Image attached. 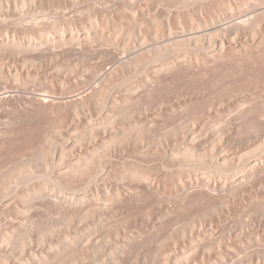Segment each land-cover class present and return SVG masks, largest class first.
Wrapping results in <instances>:
<instances>
[{
	"label": "bare ground",
	"instance_id": "obj_1",
	"mask_svg": "<svg viewBox=\"0 0 264 264\" xmlns=\"http://www.w3.org/2000/svg\"><path fill=\"white\" fill-rule=\"evenodd\" d=\"M1 1L0 21L10 17L14 27L10 38L0 34V167L9 165L6 175L0 170L3 195L46 199V208L48 202L57 210L67 207L72 220L86 207L81 216L99 211L103 194L105 205L115 206L112 212L105 207L118 230L127 218L140 222L133 236L125 239L130 233L125 234L122 244L120 239L122 247L108 251L111 264H124L126 254L132 256L126 264L144 258L135 242L146 234H162L165 252L168 244L179 248L171 252L172 264H228L239 252L243 256L232 264H264V0H12L9 8L4 0L6 10ZM83 16L95 30L74 35L69 27L83 22ZM110 26L112 33L106 32ZM55 27H67V35L42 38ZM35 32L42 35L39 40L24 37ZM135 32L139 36L133 42ZM87 57L96 60L91 67L96 85L74 81L59 89L46 77L50 81L43 80L37 93L30 90L29 83L66 69L63 64L71 58ZM137 67L145 75L141 88L125 83V74ZM70 121L81 126L78 132L70 130L78 137L57 158L50 143ZM160 122L171 125L162 129ZM56 158L69 160L59 166L65 165L71 178L89 175L88 166L94 161L95 168L96 161L102 178L109 175L115 182L100 174L102 181L72 198L63 193L62 183L69 177ZM57 167L58 175L66 173L60 179H66L60 182L63 190L57 186L60 177L56 186L52 180V185L34 182L40 169ZM12 202L7 203L14 206ZM12 206L17 213L19 207ZM153 217L160 220L151 223ZM229 223L237 231L226 228ZM8 230L0 227L1 235L8 236ZM182 234L189 235L180 238ZM24 235L18 247L32 248L29 231ZM70 238L64 237L61 248L49 243L50 248L34 253L31 264H77L90 254L78 238ZM250 246L256 249L247 251ZM0 253L11 257L14 251ZM162 254L158 249L154 257L147 256L155 258L153 264H164ZM7 260L0 264H9Z\"/></svg>",
	"mask_w": 264,
	"mask_h": 264
},
{
	"label": "rangeland",
	"instance_id": "obj_2",
	"mask_svg": "<svg viewBox=\"0 0 264 264\" xmlns=\"http://www.w3.org/2000/svg\"><path fill=\"white\" fill-rule=\"evenodd\" d=\"M2 3H1V5L2 6H4V10H6L5 9V7L6 8H9V7H11L12 6V0H10V2L8 1V2H6V0H5V3L7 4L6 6H5V3H4V0H2L1 1ZM84 18L83 19H88L87 17H85V16H83ZM83 21V22H81L80 24H78V23H74V24H77V25H71V26H73V27H69V29H71L70 31L72 32V29H73V32L72 33H74V35H76V34H80L79 36H82V35H84V33H88V32H93V30H95V27H94V23L92 24V23H90V21L88 20H86V21ZM3 22V23H2ZM83 24V25H82ZM70 26V25H69ZM94 27V29L92 28V27ZM124 26V25H123ZM13 26H12V20H10V17L9 18H7V17H5V19H3V21H0V34H1V36H3L4 38H6V36H7V38H10L11 37V35H10V32H11V34H13V32L12 31H14L13 29H14V27L12 28ZM82 27H84V28H82ZM89 27H91V28H89ZM125 28H126V26H124ZM62 28H63V26H62ZM89 28V29H88ZM108 28V29H107ZM106 28V32H109V33H112L113 31V29L111 28V26L110 27H107ZM69 29H67V27H66V29L64 28V29H61V28H53V29H50L49 30V32L47 33V34H45L43 37H42V35H38V33L36 34V32H35V34L33 33L32 35H29V37L28 36H24L23 35V33H20L21 35H23L25 38H28V39H36V40H39V38L40 37H42V38H44V39H57L59 36H65V35H67V31H64V30H69ZM63 30V31H62ZM7 32V33H6ZM66 32V33H65ZM82 32H84V33H82ZM137 32V31H136ZM135 32V34H134V37H133V42L134 41H136V40H138V33H136ZM2 33H4V35L2 34ZM5 34H7V35H5ZM137 34V35H136ZM20 35V37H18L19 36V34L17 35V37H18V39H20V38H22L23 36H21ZM0 36V37H1ZM78 36V35H77ZM3 38V39H4ZM136 47H138L139 48V45L137 44V46ZM138 48H136V49H138ZM127 54V53H126ZM122 55H123V52H122ZM96 63V60L94 59V58H84V59H78V58H71L70 60H68V61H66V63H64L63 65L64 66H66L67 68L66 69H64V70H61V71H57V72H53V73H48V74H44V78L42 77H39V78H41V79H39L38 81H37V79L35 80L34 78V80L35 81H37V82H31V83H29L28 84V86H30L29 88H30V90H31V88L32 89H34V90H32V91H34L35 93H37V89L36 88H38V87H40L39 86V84H41L42 83V81L45 83V79H46V77H47V79L48 78H52L51 79V81H53L52 83H54L56 86L57 85H59V89L60 88H62L63 86L64 87H66L67 85H69V84H71V82H74V81H85V82H87V85H86V87L88 86V84H92V85H96L95 83L97 82V80L94 78V76H93V78H92V75H94L92 72H93V68H94V64ZM93 65V66H92ZM108 65H106V67H107ZM91 67H93V68H91ZM139 67H141V65L139 66ZM139 67H137V70H135L136 72H137V74H136V72H134L133 70L132 71H130L128 74L126 73L125 74V76L127 77H129V78H126L125 76V78H126V82L125 83H131V84H134L135 83V85L134 86H137L136 88H141V85L139 84V83H141V84H143V79H144V77H145V75L144 74H142V73H139V72H141V68H139ZM103 71V70H102ZM101 71V72H102ZM100 72V73H101ZM134 72V73H133ZM133 73V74H132ZM98 74V73H97ZM129 74H131V75H133V76H129ZM141 74H142V76H141ZM144 75V76H143ZM123 77V78H124ZM143 77V78H142ZM50 79L49 80H47V81H50ZM141 79H142V81H141ZM34 80H32V81H34ZM88 80V81H87ZM139 82H138V81ZM46 81V82H47ZM90 81V82H89ZM96 81V82H95ZM38 82H40V83H38ZM134 82V83H133ZM43 84V83H42ZM42 88V87H41ZM40 89V88H39ZM46 89V88H45ZM40 93L42 92V91H44V90H42V91H40V90H38ZM45 93V92H44ZM49 93V92H48ZM75 93H77V91L76 92H71V93H66V94H63V95H61V94H56L57 96H65V95H71V94H75ZM166 123H169V122H166ZM166 123H164V124H166ZM75 124L76 123H72L71 121L67 124L68 125V128H70V129H68L67 127H65L64 129H63V131H62V133L61 134H63V136L61 135V134H59V136L57 135V137L58 138H55L56 137V135H54L55 137H53V141H54V143L51 141V145H50V150L52 149L53 151H51L52 153H54V155H55V157H57L58 158V156L57 155H59V153H60V151L63 149V148H67V147H69V145H70V143H71V146H72V144H73V141H75L74 139V137H78L77 136V133L75 134L74 132L72 133L70 130L72 129V131L75 129V127L76 128H78V129H76V132H78L77 130H80V128H81V126H78L77 127V125L75 126ZM159 124H160V126H159ZM158 124V126L159 127H161V125H163L162 127H165V128H162V129H168L169 127L168 126H170L169 124H167V126L165 125L164 126V124H161V122ZM74 125V126H73ZM71 127H74V128H71ZM168 127V128H167ZM64 130L66 131V133H67V131H68V135L64 132ZM70 131V132H69ZM75 131V130H74ZM104 131H106V132H109L110 131V129H105ZM105 134H107V133H105ZM65 135V136H64ZM70 135V136H69ZM76 135V136H75ZM78 135H79V133H78ZM109 135V134H108ZM61 136H62V138H61ZM66 137V138H65ZM50 138H51V136H50ZM67 138H68V140H67ZM52 139V138H51ZM57 140H58V142H57ZM57 142V145L55 146V144H56V142ZM68 141H69V143H68ZM89 142H90V140H89ZM52 143H53V145H52ZM66 143H68V144H66ZM75 143V142H74ZM84 143H85V145H88L89 143H87V141H84ZM93 143V142H92ZM68 145V146H67ZM91 145H93V144H91ZM53 146H55V147H53ZM65 148V149H66ZM58 149H59V151H58ZM55 151H57V152H55ZM63 151V150H62ZM66 151V150H65ZM100 151H101V149H100ZM57 153V154H56ZM56 158V159H57ZM65 159V158H64ZM103 159H101L100 161H102ZM55 161H57V163H58V167H61L60 168V170L61 171H64V172H66L68 169H66L67 167L65 166V165H67L68 164V161L69 160H67V162L64 160H62V158H61V161L63 162L62 164H65V165H62V166H59L60 165V163H61V161H60V159H57V160H55ZM98 161V160H97ZM100 161H98L99 163H100ZM65 162V163H64ZM103 162V161H102ZM101 162V163H102ZM94 161L92 162V164L90 163L89 164V166H88V170H90V174L88 175V173L87 174H85V175H83V176H80V177H82V179L79 177V175L78 174H76L75 175V177H73V178H71V175H74V174H70V172H66L65 174H66V176H65V174H63L62 172L61 173H59V175H58V167L57 168H55L56 169V171H55V169H54V171L56 172H54L53 170L51 171V168L49 169V172H48V169H47V171L45 170V169H43V170H45L44 172H43V170H41L40 169V173H39V178L37 179V180H34V182L36 183V182H38L39 184L41 183H44L46 180H48L47 182H45V184L46 183H48V184H51V180H52V184L54 185V184H57L58 183V180H59V184L57 185V186H59L58 187V190L59 191H61V190H63L62 188L64 187V185H65V189L63 190V193L64 194H66V195H70V197H72V198H78L79 196H80V194L81 195H83V193H85V192H88L89 191V188L90 189H92L93 188V185H94V183H97V182H99L101 179L100 178H102V172H100L99 171V167L97 168L96 167V161H95V168L93 167L94 166ZM5 165V164H4ZM4 165H2V166H4ZM97 165H98V163H97ZM9 166V165H8ZM7 165H5V167H0V170H2V173L3 172H5V173H3L4 175H6V171H8V170H6V168L8 169L9 167H8ZM98 166H100V165H98ZM94 169H93V168ZM4 168V169H3ZM39 168V167H38ZM91 168V169H90ZM37 170H39V169H37ZM93 170V171H92ZM46 172H47V174H46ZM91 172H92V174H91ZM94 172V173H93ZM52 174V175H51ZM56 174H57V176H56ZM68 174H69V176H68ZM101 174V175H100ZM62 175V176H61ZM78 175V177H77V179H75L76 178V176ZM87 175L88 176H90V177H88L87 178ZM98 175H100V178L98 177ZM55 176V177H54ZM63 176H65V177H69V179H64V180H61L60 181V179L61 178H63ZM84 176H86L85 178H87V179H89V181H87V179H85V178H83ZM4 177V176H3ZM58 177H60L59 179H58ZM64 177V178H65ZM104 177V176H103ZM108 177H111V176H107V178L105 177V178H102V180H109L110 181V178H108ZM58 180H57V179ZM70 178H71V180L73 179V182L71 181V182H69L70 181ZM49 179H50V181H49ZM81 179V181H79ZM55 180H56V183H54L55 182ZM66 180V181H65ZM101 180V181H102ZM111 180L112 181H114L115 182V180L111 177ZM63 181H65L66 183H67V181H68V183L69 184H67L66 185V183L64 182V183H62V185H63V187L61 186V183L60 182H63ZM50 182V183H49ZM85 182V183H84ZM84 183V184H83ZM48 184H46V185H48ZM51 184V185H52ZM71 185V186H70ZM54 186H56V185H54ZM60 186L62 187L61 189H60ZM57 188V187H56ZM1 192V191H0ZM3 192H5V191H2L1 193H0V195L2 196L3 195ZM7 193H4V195H6ZM3 195V196H4ZM9 195V196H8ZM68 195V196H69ZM78 195V196H77ZM0 196V197H1ZM3 196L0 198V202L2 203V204H0V208H2V210L5 212L6 210H8V208L10 209V211H6V213H4V212H2V210H0V227H4V228H6V229H9L8 230V232H7V234H8V236L7 235H1V233H0V243H1V245H0V249L2 250V251H14V253L12 254V255H10L11 257H9L8 256V253H6V254H3V253H0V261H2V259L4 260H6V259H9V264H12V263H14V264H31V258L33 257V256H36L35 254H39L38 252H41V251H43V249L45 248V246L47 247L46 248V250L48 249V248H50V245L51 244H53L52 245V248L55 246L56 248H61L60 246H62L61 245V242L62 241H64L63 239H64V237H71L70 238V240L72 241V242H74V238H72V237H76V238H78L79 239V241H80V244H81V246L82 247H84V248H86L87 249V251H86V254L89 252L90 254L89 255H86L85 256V258L84 259H79V260H77V261H79V262H77V264H95L97 261H98V263L99 264H101L103 261H104V263H106V264H109L110 262H111V257L109 258V256L108 255H110V254H108V251L109 250H113V246L114 245H117L116 247H118L119 245V247H122V243H123V241H125V239H129V237H131V231L133 232L134 230H135V232H133V235L136 233V229L138 230V228H140L139 226H140V222H139V219H135L134 217H132V218H127V220H124L123 222H122V226L121 227H123L122 229L120 228L119 230H121L120 232H117V231H119L115 226H114V221H113V219L111 220V218H110V216H109V214L112 212V209H114L115 208V206H114V208H112L111 207V204L109 203V205H105L106 203L108 204V202H107V200L105 199V197L103 196V194H102V201H100L99 199H98V201L99 202H101V204L103 205H101L98 201V203H99V205H101V206H98V208H97V210L99 209V208H101L99 211H96V213L94 214V212H93V214L94 215H96V216H94V215H90L89 213L90 212H88L87 214H85L84 216H86V217H84V216H81L80 214H84V212H85V210H87V208L88 207H86V209H84L82 212H78V213H74V216L76 215L77 217H74V219H73V217L71 218L72 220H70L69 218H68V216L66 215V214H68V210H66L67 209V207H63L62 209H59L58 208V210H57V208L56 207H53V208H51L50 207V202H48V200H47V202L49 203L48 204V206H49V208H46L45 207V205H43L44 203H45V201H46V199L45 200H43V201H41L40 200V197H38V198H36V199H34L33 197H26V198H24V199H14V198H16L15 196L14 197H12V195L11 194H7V196H5L4 198L5 199H2L3 198ZM11 196V197H10ZM34 197H36V196H34ZM103 197H104V199H103ZM12 198L14 199V201L12 200ZM10 200H11V202H12V204L14 203V202H16V204L14 205V206H12V205H10L11 204V202H10ZM20 200H23V203L22 202H18V201H20ZM24 200H25V202H24ZM9 201V203L10 204H8L7 202ZM40 201L42 202V203H40ZM44 202V203H43ZM106 202V203H105ZM7 203V204H6ZM5 204V205H4ZM36 204H37V206L39 207V206H41L40 208L41 209H39V210H37L36 209ZM42 204V205H41ZM45 204H47V203H45ZM172 204V203H171ZM170 204V206H172ZM7 205V206H6ZM16 205L19 207V211L16 213L15 212V214H14V212H13V210L11 209V206H12V208H14L15 207V209L17 208L16 207ZM96 205H98V204H96ZM134 206L135 204H131V206ZM3 206V207H2ZM7 208H6V207ZM10 206V207H9ZM52 206V205H51ZM87 206H89V204L87 205ZM108 208H106V207ZM132 206V207H133ZM37 207V208H38ZM103 207H104V209L106 210H109V208L111 209L110 211H105L104 209H103ZM132 207H129V209L131 208L132 209V211L133 210H135V209H137V208H135L136 207V205H135V207L134 208H132ZM6 209V210H5ZM18 209V208H17ZM63 209H65V211L67 212H65ZM12 210V211H11ZM22 211V212H21ZM2 212V213H1ZM42 212V213H41ZM102 212H103V214H102ZM7 213H8V215H7ZM12 214V215H11ZM35 214H37V216L35 215ZM79 214V215H78ZM108 214V215H107ZM4 215V216H3ZM31 215H34L35 216V218L33 217V216H31ZM101 216V217H99L98 218V216ZM104 215H106V217L107 216H109V218H110V221H108L109 220V218L107 217H105ZM66 216H67V218H66ZM82 218H81V217ZM93 216V217H92ZM104 218H103V217ZM30 217H31V219H30ZM96 217V218H95ZM33 218V219H32ZM102 219H103V222H101L102 221ZM106 219H108L107 221H106ZM131 219H133L135 222L137 221V223H135V222H133V221H130ZM150 219V218H149ZM156 220H160V219H156V218H151L149 221H151V223H155V221ZM15 223H14V222ZM129 221H130V223H129ZM13 222V223H12ZM125 222H127V223H125ZM133 222V223H132ZM2 223V224H1ZM14 224V225H12V224ZM123 223H125L126 225H128V227H126L125 226V224H123ZM134 223H135V225H134ZM177 224H175V226L173 227V228H175L176 227V225H179V222H176ZM10 224L12 225V226H10ZM66 224H68L67 226H65ZM137 224H139L137 227H136V225ZM231 224V226H229ZM113 225V226H112ZM174 225V224H173ZM229 227L227 226L226 228H230V229H232L233 227V229L234 230H231V232L232 231H237V230H235V228L237 227L238 228V226L234 223H229ZM69 226V227H68ZM102 226H106V227H109V229L108 228H106V227H102ZM141 226L142 227H144V228H142V230H144L145 229V225L144 224H142L141 223ZM13 227V228H12ZM32 228V229H31ZM105 228V229H104ZM125 228V230H123ZM177 228V227H176ZM178 228H179V226H178ZM226 228H225V231L227 232V231H230L229 229H227L226 230ZM236 228V229H237ZM110 229H111V231H110ZM129 229V230H128ZM29 231V235H30V238H29V240H30V242L33 244V247L32 248H29V245H25V247L24 248H20V247H18L19 245H20V242H21V240L22 239H26V237L28 236V234H26L27 236L25 237V233H27V231ZM109 230V231H108ZM114 230H116V231H114ZM26 231V232H25ZM25 232V233H24ZM33 232V233H32ZM68 232V233H67ZM107 232L110 234H107ZM142 233H143V231H141ZM144 232H147V231H144ZM76 233H77V235H76ZM128 233V235H129V233H130V235L129 236H125V234H127ZM148 233V232H147ZM187 233V232H186ZM189 233V232H188ZM62 234H63V236H62ZM64 234H67V235H65L64 236ZM70 236H69V235ZM107 236H106V235ZM114 234V235H113ZM72 235V236H71ZM73 235H76V236H73ZM120 235V236H119ZM132 235V236H133ZM144 236H145V233L143 234ZM147 235H150L149 237H147ZM154 234H146V236L145 237H143L142 238V235H141V237H140V240L139 241H136L135 242V244L136 243H139L140 245H138L137 244V246L139 247L138 249L139 250H141V252L142 253H145L146 255L144 256V258H138L139 260H136L134 263H138V264H153V259H155V258H152L151 257V259L149 258L151 255L154 257L155 255H153V254H155V251H157L158 249L160 250V251H162V255H164L167 259H168V261L169 262H167V260H166V258L164 257V256H162L161 255V259H163V262H164V264H169L170 262H171V258H172V256H174L175 254H173L172 255V253L173 252H177V251H179V248H172L173 246H175V245H173V244H171V245H167L166 247H164L165 249H166V252L167 251H169L170 253H166L165 252V250L163 249V250H161L160 248V245H162L163 244V242L165 241V239H163V238H161L162 237V234H158L157 235V237L154 235ZM187 235H189V234H185L184 236H185V238H187ZM4 236V238H7V240H8V242L6 243H2V241L4 240V238H3V240L1 239L2 237ZM7 236V237H6ZM38 236H40V238L38 237ZM123 236H125L126 238L124 239V237ZM159 236V237H158ZM183 236V234L181 235V236H179L180 238L181 237H184ZM37 237L39 238V240L37 239ZM60 237H61V240H60ZM118 237V238H117ZM121 237V238H120ZM128 237V238H127ZM10 238H11V241H10ZM57 238V239H56ZM166 238H167V236H166ZM51 239H53V240H51ZM118 239V240H117ZM120 239H121V244L119 243L120 242ZM123 239V240H122ZM156 239H158L157 241H156ZM182 239H184V238H182ZM58 240H60V242L58 241ZM116 240H117V242H116ZM162 240H163V242H162ZM185 240H188V239H185ZM202 240H206V241H209V240H207V239H202ZM10 241V242H9ZM14 241H16V242H14ZM19 241V242H18ZM159 241V242H158ZM206 241H202L203 243L202 244H204V245H206ZM212 241V240H211ZM158 242V243H157ZM162 242V243H161ZM49 243H51V244H49ZM119 243V244H118ZM4 244H6V245H4ZM10 244V245H9ZM16 244V245H15ZM18 244V245H17ZM48 244V245H47ZM10 246V248H9V246ZM12 245V246H11ZM178 245V244H177ZM207 245H208V242H207ZM4 246H6V247H4ZM15 246V247H14ZM172 246V247H171ZM178 246H180V245H178ZM35 247V248H34ZM37 247V248H36ZM39 247V248H38ZM115 247V246H114ZM115 247V248H116ZM155 247L157 248V250H155ZM168 247H170V249H171V251H170V249L168 248ZM89 248V249H88ZM90 248H92L91 250H90ZM151 248L153 249V251H154V253L153 254H151L153 251L151 250ZM38 249V250H37ZM41 249V250H40ZM137 249V248H136ZM169 249V250H168ZM175 249H177V250H175ZM181 249V248H180ZM206 249V248H205ZM208 249V248H207ZM206 249V250H207ZM247 249H249V250H247V251H252L253 249H256V248H253V246L251 247L250 246V248H247ZM252 249V250H251ZM20 250V251H19ZM45 250V249H44ZM210 250V249H209ZM38 251V252H37ZM92 251H94V254H93V252ZM152 251V252H151ZM31 252V253H30ZM37 252V253H36ZM104 252V253H103ZM110 252V251H109ZM149 252H150V256H149ZM172 252V253H171ZM35 253V254H34ZM94 255V258H92V254ZM32 254V255H31ZM101 254H103V255H101ZM108 254V255H107ZM237 255H234V257L238 260L240 257H242L243 255H241V254H243V253H236ZM149 257H148V256ZM1 256H3V257H1ZM88 256H89V258H88ZM126 256H127V259L129 260L132 256L131 255H128V254H126L125 255V257H124V260L126 259ZM128 256H131L130 258H128ZM239 256V258H237V257ZM170 257V258H169ZM235 258H233V259H235ZM11 259V260H10ZM101 259H102V261H101ZM104 259H108V260H104ZM109 259H110V261H109ZM126 259V260H127ZM213 260H215V256H213V258H212ZM233 259L232 260H226L227 262H228V264H232V262H234L233 261ZM236 259H235V261H236ZM24 260V261H23ZM83 260H85V261H83ZM94 260V261H93ZM125 260V263L124 264H126V262L128 261H126ZM217 260V259H216ZM137 261H140V262H137ZM24 262V263H23ZM84 262V263H83ZM184 262H185V264H186V260H184V261H181V264H184ZM2 263H3V261H2ZM103 263V264H104ZM112 263V262H111ZM110 263V264H111ZM128 263V262H127ZM154 263H155V260H154ZM97 264V263H96ZM133 264V263H132ZM170 264H172V263H170ZM180 264V263H179ZM234 264V263H233Z\"/></svg>",
	"mask_w": 264,
	"mask_h": 264
}]
</instances>
